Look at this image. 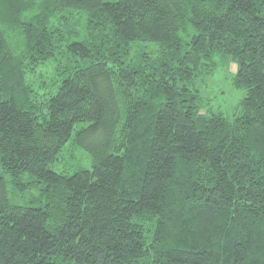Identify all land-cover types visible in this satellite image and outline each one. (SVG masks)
<instances>
[{"label": "trees", "instance_id": "trees-1", "mask_svg": "<svg viewBox=\"0 0 264 264\" xmlns=\"http://www.w3.org/2000/svg\"><path fill=\"white\" fill-rule=\"evenodd\" d=\"M0 264H264V0H0Z\"/></svg>", "mask_w": 264, "mask_h": 264}, {"label": "rangeland", "instance_id": "rangeland-1", "mask_svg": "<svg viewBox=\"0 0 264 264\" xmlns=\"http://www.w3.org/2000/svg\"><path fill=\"white\" fill-rule=\"evenodd\" d=\"M80 13H82L84 21L78 26V30L84 33L86 16L83 11ZM74 38L81 39V37ZM235 71L236 63L231 62L229 65L221 63L210 75L205 76L204 81L199 82L203 95L209 101V106L214 111L222 112L228 116H233L236 113L237 107L245 95L243 89H239L233 85V75ZM50 73L51 70L48 71V74ZM45 76L48 78L47 74H45ZM73 138L74 136L64 146L58 161L52 165L56 170L72 173L76 171V169L90 168L92 166L90 150L76 143ZM23 181L28 183L29 178L25 177ZM28 186H31V188H27L24 193H21L23 196L19 197L17 201L23 202L25 201L24 197L28 199L30 195L37 194L34 184L28 183ZM24 203H27V201Z\"/></svg>", "mask_w": 264, "mask_h": 264}]
</instances>
